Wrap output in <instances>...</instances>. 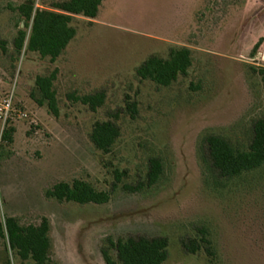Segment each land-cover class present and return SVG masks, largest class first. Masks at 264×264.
<instances>
[{"label":"rangeland","instance_id":"1","mask_svg":"<svg viewBox=\"0 0 264 264\" xmlns=\"http://www.w3.org/2000/svg\"><path fill=\"white\" fill-rule=\"evenodd\" d=\"M24 1L0 0V40L9 51L0 61V117L10 103L16 130L0 162V219L24 225L48 219L51 264H105V242L128 237L168 239L165 264H207L204 252L192 256L182 246L203 228L217 251L215 264H264V200L218 178L205 145L208 135H219L246 148L253 123L264 116V87L254 71L264 69V0H104L96 20L72 24L76 38L55 65L24 53L14 65L13 40L25 25L11 8ZM34 1L41 8L67 0ZM185 47L193 67L171 88L137 79L150 57L166 59ZM55 69L58 119L31 99L35 79ZM98 92L107 99L97 113L67 100ZM107 121L120 127L121 138L105 156L89 135ZM5 126L0 119V144ZM153 159L163 175L149 188ZM75 180L117 189L105 206L45 198L56 184ZM125 187L143 189L132 194ZM5 251L1 245L0 264H23Z\"/></svg>","mask_w":264,"mask_h":264},{"label":"trees","instance_id":"2","mask_svg":"<svg viewBox=\"0 0 264 264\" xmlns=\"http://www.w3.org/2000/svg\"><path fill=\"white\" fill-rule=\"evenodd\" d=\"M104 0H67L52 3L50 6L37 7L34 0H26L22 5L11 8L19 17L21 25L13 40L15 65L21 55L34 54L42 60H49L52 65L63 57L76 38V30L72 24L77 18L88 21L97 19ZM24 22V23H23ZM20 28V26H19ZM262 40L256 46L252 56L260 49ZM7 42L0 40V61L9 55ZM192 50L189 48L171 49L164 59L152 56L137 70L140 82L154 84L158 88L169 89L180 78L188 76L193 67ZM13 66V70H15ZM258 72L264 87V69ZM59 71L55 69L47 76H38L31 99L40 107L47 108L50 115L58 119L61 109L55 84ZM105 92L93 95H67V100L80 104L97 113L106 104ZM127 110L137 114V105L127 102ZM15 128L10 121L1 136L0 162L3 151L14 143ZM121 138L120 127L111 121L97 122L93 125L89 140L96 151L105 156L112 154ZM209 168L218 178L244 189H252L254 194L264 200V116L255 121L251 128V138L246 148L235 146L230 140L219 135H208L205 140ZM163 175V164L157 159L149 163L147 176L148 187L155 186ZM122 174L116 173V181L120 184ZM111 192L97 190L85 181L75 180L72 183H58L47 191L45 198L58 204H74L85 206H105L112 200ZM143 188L125 190L136 194ZM50 223L43 218L39 224L24 225L20 219L4 217L0 219V246L4 245L12 255L23 264H51L52 243L50 239ZM184 250L192 256L204 252L207 264L218 261L217 251L213 247L211 234L207 228L198 231L196 238L183 243ZM169 241L166 238L128 237L114 240L109 238L101 248V256L105 264H165L169 258ZM10 264V263H7Z\"/></svg>","mask_w":264,"mask_h":264},{"label":"built area","instance_id":"3","mask_svg":"<svg viewBox=\"0 0 264 264\" xmlns=\"http://www.w3.org/2000/svg\"><path fill=\"white\" fill-rule=\"evenodd\" d=\"M9 109H10V103H6V106L4 107L5 114H3V112H2L1 117H0V119L2 120V122L4 123V125L8 121Z\"/></svg>","mask_w":264,"mask_h":264},{"label":"water","instance_id":"4","mask_svg":"<svg viewBox=\"0 0 264 264\" xmlns=\"http://www.w3.org/2000/svg\"><path fill=\"white\" fill-rule=\"evenodd\" d=\"M24 23V22H23Z\"/></svg>","mask_w":264,"mask_h":264}]
</instances>
